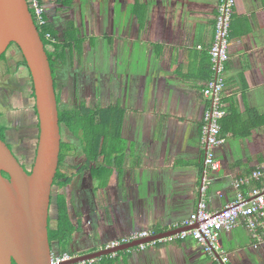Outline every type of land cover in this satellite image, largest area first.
<instances>
[{
  "label": "crops",
  "instance_id": "obj_1",
  "mask_svg": "<svg viewBox=\"0 0 264 264\" xmlns=\"http://www.w3.org/2000/svg\"><path fill=\"white\" fill-rule=\"evenodd\" d=\"M218 4L45 0L48 25L59 41L73 32L82 40L79 54L103 46L110 60L122 61V168L93 171L84 197L72 185L58 192L75 228L69 250L78 256L133 232L178 230L195 210L205 158L202 90L211 76L208 51ZM223 76L224 143L215 149L221 172L205 196L211 209L233 198L234 180L264 163V0H236ZM255 185L241 190L246 194ZM253 243L241 225L219 236L227 264H264V242L256 248ZM125 251L93 264H219L191 239Z\"/></svg>",
  "mask_w": 264,
  "mask_h": 264
},
{
  "label": "water",
  "instance_id": "obj_2",
  "mask_svg": "<svg viewBox=\"0 0 264 264\" xmlns=\"http://www.w3.org/2000/svg\"><path fill=\"white\" fill-rule=\"evenodd\" d=\"M11 43L20 49L30 73L38 118V140L31 171L26 173L0 138V264H52L48 220L60 150L58 110L47 51L26 0H0V57ZM194 227H181L114 249L77 255L66 264L129 250Z\"/></svg>",
  "mask_w": 264,
  "mask_h": 264
},
{
  "label": "flooded vegetation",
  "instance_id": "obj_3",
  "mask_svg": "<svg viewBox=\"0 0 264 264\" xmlns=\"http://www.w3.org/2000/svg\"><path fill=\"white\" fill-rule=\"evenodd\" d=\"M7 52H9L8 57H6ZM3 55L0 64L8 66L11 63L10 65L15 71L21 73L24 81L28 84L27 106L30 111H28L27 118L29 120L26 126L19 127V130L15 125L13 128L16 130H13L10 125L1 122L0 138L18 159L26 173H29L38 140V118L30 96L31 81L25 66L20 64V54L14 46L9 45ZM53 80L58 116L60 118L66 116L70 120V124H66L61 122L60 118L58 119L60 131V150L56 172L59 174L58 181L61 183L68 177L70 180L66 186L72 185L73 189L83 190L84 193L81 191V196L84 197L83 195L88 194V189H90L91 181L94 178L91 173L111 167V160L108 156L111 149L110 127L107 125L106 130L103 127L104 131L99 136V130L95 131L94 129L99 126L96 121L98 122L100 119L96 118L95 114L108 113L110 115L111 107L115 108L114 111L122 110V61L117 66L116 61L109 59L103 46L100 50L88 51L87 56L74 52L71 57L67 55L66 63L62 59L56 63ZM4 92L6 91L4 90ZM0 113L2 112L0 111ZM2 117L3 114L0 116V120ZM113 118L115 119L116 116L114 115ZM94 135L100 137L99 149H102L104 154L94 160H89V157L85 155L89 140L87 138L90 137L94 146L97 142V137L91 138ZM119 138L120 145H122V120ZM91 150L93 149L91 148ZM115 156L121 158L120 164L113 161L115 169L120 171L122 151L116 153ZM98 179L101 180L99 177ZM60 188L62 187L58 182L55 181L52 184L49 220L56 213L54 199L58 196ZM69 189L71 192L72 188Z\"/></svg>",
  "mask_w": 264,
  "mask_h": 264
},
{
  "label": "built area",
  "instance_id": "obj_4",
  "mask_svg": "<svg viewBox=\"0 0 264 264\" xmlns=\"http://www.w3.org/2000/svg\"><path fill=\"white\" fill-rule=\"evenodd\" d=\"M26 3L29 11L32 12L30 13L31 16L33 15L35 26L43 27L46 24L45 8L39 0H26ZM235 6L236 0H219L213 38L208 51L211 76L202 90L207 104L202 115L200 136V144L205 151L203 182L200 189L201 198L189 217L176 226L195 227L164 239L140 244L132 249L143 251L149 247H154L157 243H173L191 238L219 264H227V256L219 244L220 233L231 232L241 225L250 234L255 248L264 242V163L252 171L248 178L234 180V196L220 208H209L205 198L213 178L221 172V164L216 159L215 149L224 143V138L221 135V120L225 115L222 102L225 86L223 75L228 59L230 26ZM45 37L47 40L54 41L49 33H46ZM251 182H256L259 185L251 186L248 192L244 194L241 190L242 187ZM218 196L221 194L218 193ZM152 235L151 232L145 230L133 232L128 236L107 242L101 247V250L114 249L122 244L143 240ZM118 253H111L108 256L115 258ZM76 256L68 252H51L50 261L52 264H66L70 263ZM100 258L74 264H93Z\"/></svg>",
  "mask_w": 264,
  "mask_h": 264
},
{
  "label": "trees",
  "instance_id": "obj_5",
  "mask_svg": "<svg viewBox=\"0 0 264 264\" xmlns=\"http://www.w3.org/2000/svg\"><path fill=\"white\" fill-rule=\"evenodd\" d=\"M40 4L45 8V0H39ZM31 12V10H30ZM32 13V12H31ZM46 15V12H45ZM33 16V15H32ZM46 17V16H45ZM37 30L39 33V36L45 46V49L47 51V55H48V60H49V65L52 71V76L55 74V70H56V63H58V61L60 59H62L65 63H66V58L67 55L69 57L72 56V54L75 53H81L82 50V40L78 39L76 37V34L73 32H66L67 36H64V38L62 40H58L59 38L57 37V35L50 29L48 22H47V18H46V24L43 27H38L37 26ZM49 33L50 36L52 37V39H54V41L52 40H47L45 37V34ZM84 43V42H83ZM10 45L14 46L20 54V58H21V65L25 66L28 76L30 77V73L29 70L27 68L26 65V61L23 57V55L21 54L20 49L18 48V46L14 43H11ZM52 48V50H48L49 48ZM4 57V55H2L0 57V59H2ZM210 78V77H209ZM30 81H31V77H30ZM31 101H32V105H33V109L35 111V102H34V92H33V87H32V82H31ZM111 111L110 115L108 113L103 114V113H97L96 118H99L100 120L96 123L99 125L97 127H95V131L99 130V136L101 135L100 133H103V127L106 130L107 125H109L110 127V152L108 154L110 161V164H113V161L120 164L119 160L121 161V158L119 156H115L116 153H120V151H122V145H120V138H119V132H120V124H121V120H122V110H117L114 111L115 108H110L109 109ZM2 115V113H0V116ZM116 116V118L114 119L113 116ZM110 120H109V118ZM112 116V117H111ZM60 117L58 116V119ZM61 122H65L66 124H70V120L69 118H67L66 116H63L60 118ZM95 123V124H96ZM4 126V125H1ZM97 135L92 136L93 137H97V142L96 144L93 146L90 140V137L87 138L89 139L87 142V146H86V154L89 157V160H94V158H98V156L104 154L102 149H99V142H100V137ZM107 139V137H106ZM91 148L93 150H91ZM121 149V150H120ZM119 150V151H118ZM118 151V152H117ZM34 161V160H33ZM4 176H7L6 173H2ZM217 178V176H215L213 178V181ZM66 180H64L63 182H59V174L56 173L55 178H54V183L55 181L58 182V184L61 185V187L66 186V184H68L69 182V178H65ZM53 183V184H54ZM213 183V182H212ZM54 204L56 207V220H55V224L52 225L50 223V220H48V240L51 246V251L54 253H63V252H68L72 255H77L76 252L69 250L70 247V239L75 231V228L73 226V223L70 219V215H69V209L67 207V202L66 199L64 197H56L54 199ZM156 231H152L151 233L154 234ZM191 239V238H188ZM192 241H194L193 239H191ZM184 241V240H182ZM175 242H180V241H175ZM195 242V241H194ZM174 243V242H173ZM196 243V242H195ZM159 243H157L155 246H157ZM162 244V243H161ZM164 244V243H163ZM197 244V243H196ZM154 246V247H155ZM135 250V249H134ZM123 252L126 251H122L119 252L117 254V256L115 258H111L110 256H103L99 259V261H103L106 259H117V257H120L121 254H123ZM128 252V251H127ZM12 264H15L14 262Z\"/></svg>",
  "mask_w": 264,
  "mask_h": 264
},
{
  "label": "rangeland",
  "instance_id": "obj_6",
  "mask_svg": "<svg viewBox=\"0 0 264 264\" xmlns=\"http://www.w3.org/2000/svg\"><path fill=\"white\" fill-rule=\"evenodd\" d=\"M95 40L98 41L99 39L95 38ZM119 45L122 48V44L120 43ZM48 50H52V48H49ZM8 56L9 52L6 54V57ZM119 62L118 58L116 61L117 66ZM10 64L11 63H9L8 66H3V64L0 66V111L3 114L0 123L3 122L6 125H10V128H13L15 125L16 129L19 130V127L26 126L27 121L29 120L27 118L28 111H30L27 106L29 90L27 87L28 84L24 81L21 73L15 71ZM4 90L6 92H4ZM16 129L13 128V130ZM17 155L23 156L20 154ZM112 216L113 215H111V218ZM52 218L50 219L51 224H53V222L55 223Z\"/></svg>",
  "mask_w": 264,
  "mask_h": 264
}]
</instances>
